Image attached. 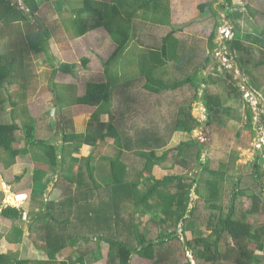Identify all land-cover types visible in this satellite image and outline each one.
<instances>
[{
  "label": "rangeland",
  "instance_id": "1",
  "mask_svg": "<svg viewBox=\"0 0 264 264\" xmlns=\"http://www.w3.org/2000/svg\"><path fill=\"white\" fill-rule=\"evenodd\" d=\"M7 1H10L16 8L23 10L24 13L29 15L23 0H0V11ZM37 1L40 6L39 12L34 16L29 15L28 21L8 24L0 19V66L8 64L11 68L9 78L0 86V124H11L15 122L18 126H22L24 123L34 120L39 128L38 138L50 141L57 146L64 145L66 147L67 160L57 169L49 166L46 167L48 172L46 171L47 176L44 185H48L50 188L54 187L53 189L58 187L64 190L66 188L74 189L75 193L71 196L67 194L69 192L56 194L54 199L60 198L63 201H60L57 205L55 204L56 206L54 207L49 206L51 209H47V205H50V203L44 204L43 202L44 198L49 200V197L44 196V194L33 195L32 191L34 186L32 175L34 169L36 167L45 168L36 161V158H38L37 150L32 151L29 155L18 158L17 163L12 168H6L3 164L0 165V176L2 175L4 177L7 184L3 185L2 189L0 182V191L2 189L1 193L3 195H0L2 202L6 200V205H15L16 200H27L25 195H22L20 198H15L14 194L11 195L14 191V193H28L27 201H29L30 197H32L31 201H33V203L31 202L33 206H30L31 208L29 210L26 211L24 209L26 217L22 220L6 219L1 215L0 210V253L8 252L14 258L18 259L47 258L46 252L44 251L46 249L45 237L42 236L40 230L34 227V225L40 224L43 219L46 221V218H48L44 214L46 211L51 212L52 215L54 213L56 219L53 221H57V217L64 210H67V215L72 213L74 217H77L78 213H80V209L78 210L76 208L77 206L75 207L74 205V202H77L74 201V198L77 196V189L80 185L78 182V172L83 159L90 154L93 156L95 160L92 164L96 169L95 179L99 184L106 186L105 180L110 172V164L102 158L107 157L110 159L117 156L115 146H112L111 143L106 141H102L100 138L105 132V124L110 121L109 116H100V119L96 121L93 116L98 109L78 106H74L72 109L70 106L73 105L76 97L84 95L88 83H105L108 79V72L114 83L120 81L129 69L128 74L131 73V75L138 77L136 61L138 62L140 60V54L142 52H146V50L152 48V46L142 42L140 36L143 27H138V24H136L135 32L133 33L134 41L129 47L128 53L123 57L122 62H119L115 66L113 64L106 71V62L114 54L115 50L111 49L106 51L105 44L101 47L97 43V40H100L101 37L107 39L106 36L108 37V35L102 36L96 34V37L84 36V38L79 39L75 37L70 27L72 10L78 8L83 0ZM99 1L109 4H120V0ZM174 1L178 9L174 14V18L172 17V21L174 25L184 26L183 31L177 34L183 42L182 52L184 51L185 55H192L194 64L200 66V73L204 78L208 79L212 76L219 79L220 84L210 86L206 81L199 91L197 99L192 100L191 113L195 121L192 125L194 130L191 134L183 130V127L188 125L186 124L185 118L181 114L179 115L178 111L175 113L172 111L174 115L172 120H178L181 116V119H179L181 130L177 132L173 131V133L181 132V134L177 136V144L172 145L171 142L167 149L164 147L160 151V155L165 151H168L169 154L163 160L162 165L157 167L155 172L153 170L152 176L157 179H162L170 175L185 176L187 180L195 179V188L200 170L196 168L187 170L183 166L178 165L176 163L177 155L175 148L179 145V142L185 143L187 141L197 140L204 146L202 162L204 163L209 160L210 166L214 170H226L231 155L235 152L238 153L236 172L234 175H227L226 183L231 186L237 181L238 177H241V183L237 188L243 187L261 194V192H264V145L260 147V142L264 139V127L261 121L262 115L264 114V65L261 64L264 60V52L261 51V49L264 50V18H260L261 16L256 15V13L259 9L258 7L262 8L263 5L258 4L256 0H233L234 5L225 9L219 6V4L224 3V0ZM209 2H213L214 7L218 11L221 27L218 29V32L216 31L215 39V44L219 49H216L213 55H211L212 62L204 65L201 58H203V54H208L207 40L209 38L208 35L212 31L214 19H210L209 23L205 25L202 22L203 18L199 6ZM253 10L255 11V17H252L254 14L252 16L250 15L253 13ZM226 12H229L231 17ZM142 14V12L138 13L137 17L141 19ZM232 17L233 21L231 20ZM245 17L247 19L250 17L254 19L246 21ZM55 20L59 21V26L51 23ZM86 21L91 25L95 22L93 18L88 17H86ZM244 23L247 24L245 32L247 35L243 34V29L241 30L238 27L239 24L240 26H245ZM231 27L234 28L232 35L235 38L242 37L243 41L250 48L249 54H244V60L248 62L247 66L252 73L251 77L247 75V72L240 71L239 63L232 59L229 48L224 44L226 41L223 39V36H225L222 33L223 29H230ZM159 29V36L163 37L173 28L160 26ZM229 37L232 36L229 35ZM110 41L115 45L111 39ZM41 42H44V44H41ZM107 42H109L108 39ZM35 47L41 49V52H35ZM84 59L88 60L86 65L83 63ZM126 62H128V66L125 65ZM201 63L202 65H200ZM175 65V63L170 64L171 68H169L178 73L177 76L176 74L164 76L163 81L165 83H172L178 79H184L194 69V66L189 65L187 60L181 66L177 67ZM160 74H165L162 68H158L155 71L156 77ZM140 82L141 78L136 81V84ZM232 85L239 88L243 94L242 98H237L235 94L231 93L230 86ZM259 85L261 86V91L257 89ZM189 90L187 88L185 94H182L181 91L169 92V96H166V99H163L162 102H168L171 107L177 108L178 110L180 106H185L187 100L192 97V92ZM247 91H255L253 92L255 94L248 99L250 102L247 101ZM188 92L191 93L188 94ZM205 93L219 96L225 109H229V114H226L224 111L225 117L223 122L212 121L209 117L205 104L202 101ZM248 110H251L252 113L253 130L247 126ZM165 124L170 123L166 121ZM165 124H162L160 121H154L150 126V131L163 126L159 131V135L166 134L165 138L170 141L174 135L171 136L170 133H167L168 129L166 130V128L168 125ZM48 126L51 127V132L48 131ZM170 126L172 127V125ZM73 134H76V139L72 141L69 138L68 141L66 136L70 135L71 137ZM88 135H91L97 141V146L93 147V149L86 147L85 139ZM16 136L18 140L16 146L23 148L25 146L23 132L18 131ZM0 154L4 161H6L7 156L2 152ZM259 154L261 157L257 158ZM260 159L262 162L261 167L256 171L254 167ZM126 161H129L131 164V160ZM141 167L142 165H139L138 168L136 166L137 170ZM137 173L138 171L135 172L131 169L130 175L127 178L128 182L136 181ZM20 175H23V179L18 182L16 178ZM66 177H70L72 181L68 180V182ZM255 178L259 182H256ZM141 188L143 189L144 186L140 185ZM172 189L176 190L175 188ZM8 197H11V200L8 201ZM70 197L73 198L72 201H68ZM222 197V203L226 205L229 202L226 199V194H223ZM198 198L199 196L193 189L189 211L194 207ZM92 199H95V195L93 194ZM128 199H131V197ZM93 200L92 204L89 205L91 209L90 213L92 212V214H89L91 217L85 220L87 221L86 227L88 229L90 228L92 230L90 231L94 233L104 232L108 228L105 217L114 214L115 211L118 212L119 200H117L115 207L108 214L100 215V221H97L100 224L95 220L98 215L96 210L100 208L99 205L101 202L96 200L97 203H95ZM127 200L125 201L126 205L130 204ZM5 202L3 203L4 205ZM90 202L91 199L88 203ZM17 203L20 204L21 202L17 201ZM72 208L73 210H71ZM38 209L43 214L40 218L37 216L39 212H36ZM128 209L135 215V219L140 223L143 231L144 229H149V237L157 238L161 233L167 234L176 229L179 237L185 243L187 240L194 239L195 237H207L211 233L207 221L201 219H194L192 221L194 223L191 224L186 233H183L185 229L183 221L185 220L180 221L177 226L172 225L171 222H168V224H159L158 220L153 221L154 218L151 213L142 214L134 211L131 207ZM154 212L156 211L154 210ZM157 212L158 218L163 217L160 211ZM31 214L33 215L30 217ZM111 217L113 218L114 216ZM33 218L37 221H33ZM27 219L29 220L27 221ZM115 219H117V216H115ZM262 221L263 214L260 215L259 223H262ZM80 224H83V222L80 221ZM15 226L21 227L24 231V239L20 244H13L7 241L8 234L13 231V227ZM91 232L84 231L86 235H89ZM104 233L110 235L111 231ZM92 237L94 238V234ZM211 237L214 238V236ZM230 241L231 246L237 250L238 244L236 241L231 238ZM83 244V241H79L75 246L65 248L57 256L58 260H75L81 255L82 252L79 248ZM99 244L100 249L98 251L84 255L85 264H113L108 257L110 252L115 251L114 245L105 241H101ZM226 246L227 239L224 237L220 242L221 260L226 264H232L237 255V251H226ZM249 247L255 250L256 255L261 259V264H264V250H257L256 244L253 243ZM229 252L230 254L227 256ZM188 262L198 264V259L191 250L185 251V255H182L179 260V264H188ZM129 264L165 263L160 260L159 256L151 260L135 254Z\"/></svg>",
  "mask_w": 264,
  "mask_h": 264
},
{
  "label": "trees",
  "instance_id": "2",
  "mask_svg": "<svg viewBox=\"0 0 264 264\" xmlns=\"http://www.w3.org/2000/svg\"><path fill=\"white\" fill-rule=\"evenodd\" d=\"M23 3L28 9L29 15L34 16L39 12L40 6L37 0H23ZM219 6L228 9L233 6V0H224V3L219 4ZM199 10L203 18L202 22L205 25L209 23L210 19H214L212 31L208 35L209 38L207 40L208 54H203L204 56L201 58L203 64L208 65L212 62L211 55L217 49V45L215 44L216 31L218 32L221 26L218 11L214 7L213 2L201 4ZM140 12L143 13L140 17L141 19L137 17ZM226 13L231 17L229 12ZM29 15L24 13L23 10L16 8L10 1L5 2L3 9L0 11V19L8 24L28 21ZM86 17L93 18L95 20L94 24L87 23ZM51 23L59 26V21L57 20ZM70 23V27L76 38H81L97 28H104L111 39L118 45L117 50L106 62V71H108V67H111L125 53L124 51L128 48L132 39H134L133 33L135 32L136 24H138V27L142 26L146 29L149 25H161L173 28L167 35L161 38L159 48L158 44L150 45L154 49L150 52V57H142L140 61V74L145 80L144 88L148 93L153 95L162 94L167 96L169 92L177 91L185 94L187 88L190 89L192 97L187 100L185 106L180 107V110L186 120V124H188L183 127L184 132L189 134L193 132L194 128L192 125L195 120L191 113L192 100L197 99L205 81L210 86H216L220 84V80L212 76L208 79L204 78L200 74V66L194 64L192 55H185V52H182L183 42L177 34L183 31L184 26L172 23L171 0H120L119 5L99 0H83L78 8L72 10ZM146 35L147 33L142 29L140 38L144 44H147ZM41 44H44V42H41ZM224 44L229 48L232 59L239 63L240 71L247 72V75L251 77L252 73L248 69V62L244 60V54H249L250 48L240 40V37H234ZM156 47L158 50H155ZM40 50L37 47L34 49L37 53H40ZM185 60L188 61L189 65L194 66V69L184 79L165 83L163 81L164 77L155 76V71L158 68L164 70L165 76L178 74L169 68L168 62L182 65ZM83 63L86 65L88 60L84 59ZM153 63L154 66L152 67ZM261 64L264 65V60ZM10 74L11 68L8 64L0 66V86L7 81ZM107 75L108 79L105 83H88L85 94L76 97L73 102L76 105L97 107L98 110L93 116L96 121L100 119L102 114L110 117V121L105 124V132L100 138L102 141H106L107 138L114 140L117 156L110 159L105 158L110 164L109 177L105 180L106 186H102L96 181L94 175L95 167L92 164L93 156L91 154L88 155L81 162L82 164L78 172V182L80 185L77 189V196L74 198V201L78 202H74L75 207L77 206L76 208L80 209L77 217H74L72 213L67 215V210H64L57 217V221H53L56 219L54 213L52 215L51 212H48V214L46 213L48 217L46 221H41L40 224L34 225V227L41 231L42 236L45 237L47 258L18 259L6 252L0 253V264H85L84 255L98 251L100 249L99 242L101 241L114 245L115 251L110 252L108 257L113 264H129L135 254L151 260L159 256L160 260L164 261L165 264H179L181 256L185 255V251L189 250L194 252L198 259V264H226L221 260L222 255L220 251V242L224 237L227 239L226 251H237L232 264H261V259L249 245L253 243L256 244L257 250H264V192L259 194L243 187L237 188L241 183V177H238L237 181L231 186L226 183L227 175H234L236 172L239 154L235 152L231 155L226 170H214L211 168L209 160L204 163L202 162L204 153L203 144L197 140L179 143L175 148L177 153L176 163L187 170H191V168L200 170L197 186L194 188L195 179L187 180L185 176L170 175L162 179L155 178L152 176L154 168L160 166L169 154L168 151H165L161 155L159 153V150L166 147L168 145L167 141H169L165 138L166 134L164 136L159 135V131L163 126L153 131H146L145 129H141L142 121L141 119H137V116L134 121L128 112H126L127 115L129 114L128 117L120 115V107L127 108V103L132 101V99L123 93L115 94L116 85L113 84L109 72ZM128 85L129 83L126 84V87ZM260 87V85L257 86L258 91ZM230 88L231 93L235 94L237 98H242L243 94L238 87L232 85ZM191 92H188V94ZM140 94L141 100L150 101L151 97H145V94ZM202 101L212 121L223 122L225 112L229 114V109H225L219 96L205 93ZM163 103L160 100L151 114L147 113L142 116L148 120L160 121L162 124H165L166 122L161 120L163 114H161L159 107ZM116 109L118 115L116 114ZM139 112L137 114L141 116ZM167 114L170 116L167 121L170 124H165L168 125L166 130L168 129L167 133H170L172 136L174 134L173 131H180L181 128L177 119L172 120V117H174L172 110ZM251 116V110H248L247 126L253 130V119ZM128 120L130 121L128 122ZM261 121L264 127V114ZM18 131H22L24 135L25 146L23 148L16 146L18 144L16 136ZM48 131L51 132L50 126H48ZM38 133L39 128L34 120L24 123L22 126H18L15 122L0 124V152L7 156V160L4 161L0 154V165L3 164L6 168H10L16 164L19 157L29 155L32 151L37 150L38 158H36V161H40L55 169L61 166L67 160L66 147L64 145L57 146L50 141L38 138ZM66 137L68 141L69 138L74 141L76 134H73L71 137L67 135ZM125 140L129 142L128 145ZM85 143L88 148L97 146L96 139L91 135L86 136ZM126 151H135L134 164L131 166L124 161V157H127ZM259 157H261L260 154L257 158ZM261 163L260 159L255 164L254 168L256 171L260 169ZM139 165H142V167L137 170ZM131 169L135 172L138 171L137 179L136 181L128 182L127 176ZM23 175L16 178L18 182L23 179ZM46 175L45 171L34 170L32 175L34 187L37 186L36 184L41 183ZM66 178L71 180L70 177ZM255 179L256 182H259L257 178ZM140 185H143L144 188L140 189ZM193 189L199 198L194 207L189 211ZM92 194L95 195L94 200L92 199ZM223 194H226V199L229 200L226 205L222 203ZM0 195H2L1 191ZM129 197L131 199H128ZM90 199L91 202L88 203ZM72 200L73 198L71 197L68 199V201ZM92 200L95 203H97L96 200L101 202L100 208L96 210L98 214L96 222L100 221V215L108 214L115 207L117 200H119L118 212L115 211L114 214L105 217L108 228L104 232L109 233L111 231L110 235L104 232L94 233L91 232L90 228L86 227L87 221L85 220L91 217L89 214H92L89 208ZM126 200L130 204L126 205ZM0 207H2L1 215L5 218L11 220H22L24 218V208L12 205L2 206V198L0 199ZM129 207L138 213H151L154 218L153 221L158 220L159 224L171 222L172 225L177 226L180 221L185 220L183 221V226H185L183 233H186L191 224L194 223L192 222L194 219H201L207 221L211 233L207 237H195L194 239L187 240L185 243L179 237L176 229L167 234L161 233L157 238L149 237V229L142 230L140 223L135 219V215L128 209ZM157 211H160L163 217L158 218ZM261 214H263V221L259 223ZM111 216L114 217L112 218ZM115 216H117V219H115ZM80 221L83 224H80ZM97 223L100 224L99 222ZM84 231L91 233L86 235ZM93 234L94 238L92 237ZM211 236H214V238ZM23 238L24 231L19 226L13 227V231L7 236V240L11 243H20L23 241ZM230 238L238 244L237 250L231 246ZM79 241L84 242L79 248L82 252L79 257L75 260H58L57 256L62 250L75 246ZM230 252L227 253V256ZM188 264L191 263L188 262Z\"/></svg>",
  "mask_w": 264,
  "mask_h": 264
},
{
  "label": "crops",
  "instance_id": "3",
  "mask_svg": "<svg viewBox=\"0 0 264 264\" xmlns=\"http://www.w3.org/2000/svg\"><path fill=\"white\" fill-rule=\"evenodd\" d=\"M257 1V3L258 4H260V5H263L262 6V8H260V7H258L259 9H258V11H257V13H256V15H260L261 17L260 18H264V0H256ZM175 1L174 0H171V21H172V19L174 18V14L176 13V11H177V9H178V6H177V4H175L174 3ZM234 5V4H233ZM255 11H256V9H255ZM255 11L253 10V13L252 14H250L252 17H255ZM143 15V14H142ZM173 17V18H172ZM254 18H249V19H247V17H245V20L247 21V20H253ZM232 21H233V17H232V19H231ZM172 23H173V21H172ZM234 23V22H233ZM247 23V22H246ZM246 23H244L245 24V26H240V24H239V28H241V30L243 29V34H246L245 32H246V28H247V24ZM174 24V23H173ZM176 25V24H175ZM160 26L161 25H149L148 27H147V29L145 28V27H143V29H144V32L145 33H147V41H146V43L148 44V45H153V44H158L160 41H161V38L162 37H160L159 36V32H160ZM163 27H166V26H163ZM157 30V31H156ZM142 31V30H141ZM161 31H163L162 29H161ZM248 33V32H247ZM253 33V32H252ZM96 34H100V35H102V36H106V35H108V37L106 36V38L108 39V41L109 42H107V39H104L103 37H101V39L100 40H97V43H99L100 44V46L102 47L104 44V46H105V50L106 51H108V50H111V49H114L115 51L117 50V48H118V45L111 39V37L109 36V34H108V32L104 29V28H97V29H95V30H92V31H90L89 33H87L86 35H85V37L86 36H93V37H96ZM163 34V33H162ZM247 35V34H246ZM109 37H110V39L115 43V45H113V43L110 41V39H109ZM81 38H84V36L83 37H81ZM80 39V38H79ZM240 40L247 46V43L245 42V41H243V39H242V37L240 38ZM94 41H96V39H94ZM133 41H134V39H132V41H131V43L129 44V46H128V48L124 51L125 53L114 63V65L113 66H115L116 64H118L119 62H122L121 60L123 59V57L128 53L127 51H128V49H129V47L132 45V43H133ZM159 46H160V43L158 44V48H159ZM154 48L152 47L151 49H148V50H146V52H142V54H140L141 55V58H140V60L137 62L136 61V64H137V68H138V70H136V72H137V75H138V77H136V75L134 76V75H131V73L130 74H128L127 72L130 70H128V71H126V74H125V76H123V78H121V80L120 81H118V82H116V83H114L113 82V84H115L116 85V89H115V94H120V93H123V94H126L127 96H129L131 99H132V101H129L127 104V108H121L120 107V111H119V113H120V115H122V116H125V117H128V115H127V113L126 112H128V113H130V116H132V119H134V121H135V117L137 116V119H141V129H145L146 131L147 130H150L151 128H150V126H151V124H152V122H154L153 120H151V119H149V120H151V121H149L147 118H144L142 115H145V114H147V113H149V114H151L152 113V110H154V108H155V106H156V104L158 105V103L160 102V100H163V99H166V96H164V95H162V94H159V95H153V94H150V93H148L147 91H146V89L144 88V85H145V80H144V78L143 77H141V74H140V61L142 60V57L143 56H148V57H150L151 55H150V52L153 50ZM155 50H158L157 49V47H156V49ZM105 51V52H106ZM114 51V52H115ZM261 51L262 52H264V50L263 49H261ZM107 53V52H106ZM139 58V57H138ZM124 61H125V59H124ZM124 63V62H123ZM170 64H174V62H168V66L170 67ZM176 64V63H175ZM125 65H127L128 66V62H126L125 63ZM151 65V64H150ZM154 66V63L152 64V67ZM175 66H181V65H175ZM171 68V67H170ZM131 71H132V67H131ZM164 71V70H163ZM165 73V72H164ZM201 74V73H200ZM161 75L164 77L165 75L164 74H160L159 76L161 77ZM176 76H177V74H176ZM140 78H141V82L139 83V84H136V81H138V80H140ZM176 81H178V80H176ZM127 83H129V85L126 87V84ZM205 83H206V81H205ZM139 92V93H138ZM145 94L146 96L145 97H151L150 98V101H144V100H141V96H139V94ZM85 94V93H84ZM140 94V95H141ZM163 94H165V93H163ZM182 94H184L183 92H182ZM181 94V95H182ZM125 95V96H126ZM175 95H177V94H175ZM163 96V97H162ZM167 96H169V93L167 94ZM129 98V99H130ZM158 98V99H157ZM122 103V102H121ZM74 106H78V107H84V108H90V109H93V108H95V109H97V107H91V106H87V105H76V104H74L73 103V105H71L70 106V108H72L73 109V107ZM160 110H161V114H163V117L161 118V120H164L165 122L166 121H168L169 120V118H170V116L167 114V113H169L170 112V110H172V111H174V113L175 112H179L178 114L180 115H182V112H181V110H180V108L177 110V108H173V107H171L169 104H168V102H164L163 104H161L160 106ZM171 107V108H170ZM181 107V106H180ZM143 109H145V110H143ZM139 110H141V112H139ZM143 110V111H142ZM137 112H139L140 114H141V116H139L138 114H137ZM116 114L118 115V112H117V109H116ZM102 116H104V117H106V116H108V115H106V114H102L101 115V117ZM134 116V117H133ZM110 118V117H109ZM179 119H181V116H180V118ZM178 119V124H179V126H180V123H179V120ZM130 120H128V122H129ZM179 134H181V132L180 133H174L172 136V139L170 140V141H167L168 142V145L165 147L166 149H167V147H169V145L171 144V142H172V145H175V144H177L176 143V141H177V136H179ZM164 136V135H163ZM111 141V142H110ZM106 142H108V143H111L112 144V146H114V140L113 139H111V138H107L106 139ZM125 142L127 143V145H128V143L129 142H127L126 140H125ZM180 143V142H179ZM91 149H93L92 147H91ZM163 150V149H162ZM160 151L161 150H159V153H160ZM116 152H117V150H116ZM134 152L135 151H131V152H129V151H126V155H127V157H124V161H125V163L126 164H128L129 166H131V165H133L134 164ZM176 155H177V153H176ZM129 156H130V158H129ZM20 158V157H19ZM107 158V157H106ZM103 160L105 159V157H103L102 158ZM94 160L95 159H93V162H94ZM126 160H131V164H130V162L129 161H126ZM107 161V160H106ZM38 163H40V164H42L45 168H39V167H36V169H34V170H37V169H39V170H42V171H47L48 172V169L46 168V167H48V165H46V164H44V163H42V162H40V161H37ZM108 162V161H107ZM17 163V162H16ZM109 163V162H108ZM163 163V162H162ZM162 165V164H161ZM160 165V166H161ZM50 167V166H49ZM157 167H159V166H157ZM157 167H155L154 168V172H155V169L157 168ZM12 168V167H11ZM96 170V169H95ZM134 171V170H133ZM47 172H46V174H47ZM130 173V172H129ZM94 175H96V172L94 173ZM130 174H128V176H129ZM47 176V175H46ZM127 176V177H128ZM132 176V175H131ZM107 177H109V175L107 176ZM46 178V177H45ZM45 178L43 179V181L41 182V183H39V184H36L37 186L36 187H34V189H33V191H32V193H33V195L34 196H36V195H39V194H44V196H46V197H49V200L48 199H43V202H44V204H47V203H50V205H47V209H51V207H49V206H52V207H54V206H56L57 205V203H59L60 201H63V200H60V198L59 199H54V196H56V194H58V193H60V194H63V193H66V192H69V193H67V194H69L70 196L71 195H73L74 193H75V191H74V189H69V188H66L65 190L63 189V188H61V187H58V188H56V189H53V188H50L48 185H44L45 183H44V181H45ZM106 178V177H105ZM67 181H68V179H67ZM71 181H72V179H71ZM0 182H1V188L3 189V185H7L6 184V182H5V179H4V177L1 175L0 176ZM69 182V181H68ZM31 184H32V182H31ZM33 186H34V182H33ZM102 186H104V185H102ZM49 187V188H48ZM2 189H1V191H2ZM10 190H11V188H10ZM15 192V191H14ZM12 193L11 195H13L14 194V196H15V198H20L22 195L24 196H26V199L28 200V193ZM31 199H32V197H30V199H29V201H27V200H25L24 202H26V203H28L27 204V206L25 207V210L27 211V210H29V208H31L33 205H32V203H33V201H31ZM6 201V200H5ZM4 201V202H5ZM4 202H2V206H5L6 205V202H5V205L3 204ZM32 202V203H31ZM56 204V205H55ZM13 206H15V205H13ZM31 206V207H30ZM58 207H59V205H58ZM60 208V207H59ZM2 209V207H0V210ZM24 210V211H25ZM39 210L40 209H38V210H36V212H39ZM46 213L48 214V212L46 211ZM46 213H44L45 215H47ZM38 215V217L40 218L43 214H41V212H39V213H37ZM28 215V214H27ZM33 214H31L30 215V217L32 216ZM24 217H26V214H24ZM6 219H9V218H6ZM9 220H11V219H9ZM29 219H27V221H28ZM45 219H43L42 221H44ZM33 221H37V220H34V218H33ZM24 239V238H23ZM8 241V240H7ZM9 242V241H8ZM9 243H11V242H9ZM21 243V242H20ZM20 243H13V244H20ZM43 249V248H42ZM45 251V250H44ZM47 255V254H46ZM40 259V258H39Z\"/></svg>",
  "mask_w": 264,
  "mask_h": 264
},
{
  "label": "built area",
  "instance_id": "4",
  "mask_svg": "<svg viewBox=\"0 0 264 264\" xmlns=\"http://www.w3.org/2000/svg\"><path fill=\"white\" fill-rule=\"evenodd\" d=\"M223 35H225V36H223V39H224V41H226V40H230V39H232V37H233V33H232V27L230 28V29H223ZM229 35H231L232 37H229ZM228 54V53H227ZM227 57H228V55H227ZM254 93L253 92H251V91H247L246 92V95H247V101L248 102H250L248 99L249 98H251V96L253 95ZM264 145V139H262L261 140V142H260V147H262Z\"/></svg>",
  "mask_w": 264,
  "mask_h": 264
},
{
  "label": "clouds",
  "instance_id": "5",
  "mask_svg": "<svg viewBox=\"0 0 264 264\" xmlns=\"http://www.w3.org/2000/svg\"><path fill=\"white\" fill-rule=\"evenodd\" d=\"M232 32H233V28H232ZM234 38V36L232 37V39ZM232 39H230V40H232ZM230 40H226V41H230ZM217 49H219V48H217ZM255 94V93H254ZM264 154V153H263ZM16 200V199H15ZM17 201L18 202H21L20 204L19 203H17ZM25 201V199H19V200H16V204H15V206L16 207H22V208H24L25 209V206H27V204L28 203H26V202H24ZM6 206V205H5ZM13 206V205H12Z\"/></svg>",
  "mask_w": 264,
  "mask_h": 264
},
{
  "label": "bare ground",
  "instance_id": "6",
  "mask_svg": "<svg viewBox=\"0 0 264 264\" xmlns=\"http://www.w3.org/2000/svg\"><path fill=\"white\" fill-rule=\"evenodd\" d=\"M11 200V197H8V201ZM11 202H14V201H11Z\"/></svg>",
  "mask_w": 264,
  "mask_h": 264
}]
</instances>
